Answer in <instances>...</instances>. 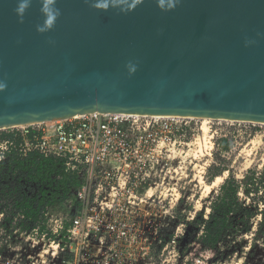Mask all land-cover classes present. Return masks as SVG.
Returning a JSON list of instances; mask_svg holds the SVG:
<instances>
[{"label":"water","instance_id":"water-1","mask_svg":"<svg viewBox=\"0 0 264 264\" xmlns=\"http://www.w3.org/2000/svg\"><path fill=\"white\" fill-rule=\"evenodd\" d=\"M0 0V131L88 113L264 125V0Z\"/></svg>","mask_w":264,"mask_h":264},{"label":"built area","instance_id":"built-area-1","mask_svg":"<svg viewBox=\"0 0 264 264\" xmlns=\"http://www.w3.org/2000/svg\"><path fill=\"white\" fill-rule=\"evenodd\" d=\"M192 120L88 113L19 127L27 150L62 161L81 181L72 191L73 215L49 211L47 230L31 234L46 242L53 264H150L158 233L156 170Z\"/></svg>","mask_w":264,"mask_h":264},{"label":"trees","instance_id":"trees-1","mask_svg":"<svg viewBox=\"0 0 264 264\" xmlns=\"http://www.w3.org/2000/svg\"><path fill=\"white\" fill-rule=\"evenodd\" d=\"M217 143L222 154L231 149L227 138ZM225 171L229 176L209 194L203 209L188 224L191 230L184 238L188 246L197 241V248L182 264L202 263L201 253L207 256L206 264H225L234 257H246L243 264H251V259L264 254V167L251 168L238 179L225 157L218 155L216 163L207 169V182L212 184ZM80 185V179L67 172L62 161L27 150L21 133L0 132V226H13L23 234L38 230L42 235L47 230L49 211L73 215L78 202L72 191ZM161 221L158 219L157 239L152 246L155 261L177 237L174 225L166 228V222ZM184 253L181 248V255Z\"/></svg>","mask_w":264,"mask_h":264},{"label":"rangeland","instance_id":"rangeland-1","mask_svg":"<svg viewBox=\"0 0 264 264\" xmlns=\"http://www.w3.org/2000/svg\"><path fill=\"white\" fill-rule=\"evenodd\" d=\"M191 119L193 120L188 122L186 131L167 146L164 159L156 170L158 179L157 186L154 187L156 206L153 214L157 215V222L158 219L166 222V228L174 225L177 237L174 238L175 244L171 242L166 246L159 261L152 260L150 264H182L187 262V254L190 255L193 250L195 252L197 241L188 246L187 239L184 238L191 230L188 224L203 209L204 200L209 194L230 174L225 171L212 184L207 182V169L216 163L218 155L225 157L228 168L238 179L243 178L251 168L262 170L264 167V125L210 120L207 124L208 133L205 134L202 130L204 121ZM47 127L50 128L51 125L44 126ZM12 131L21 133V128L11 129ZM221 138H227L231 144V149L226 154L221 153L217 143ZM218 178L221 180L217 181ZM40 237L23 234L13 226L7 229L2 224L0 264H53L52 251L47 253L49 247ZM181 248L185 250L182 255ZM201 254V264H206L207 256ZM245 258L234 257L225 264H243ZM250 263L264 264V254L251 259Z\"/></svg>","mask_w":264,"mask_h":264},{"label":"clouds","instance_id":"clouds-1","mask_svg":"<svg viewBox=\"0 0 264 264\" xmlns=\"http://www.w3.org/2000/svg\"><path fill=\"white\" fill-rule=\"evenodd\" d=\"M163 2L164 0H161V3ZM54 3L55 0H45L43 11L46 13V21L43 27H39L37 29L38 31L40 32L48 31L53 27L56 18L60 14L58 9H52L49 7V5H53ZM29 4H30V0H20L17 8L15 9V12L17 16L20 18L21 22L23 20L24 13L28 8ZM0 87H3V85L0 84Z\"/></svg>","mask_w":264,"mask_h":264},{"label":"bare ground","instance_id":"bare-ground-1","mask_svg":"<svg viewBox=\"0 0 264 264\" xmlns=\"http://www.w3.org/2000/svg\"><path fill=\"white\" fill-rule=\"evenodd\" d=\"M78 116H80V115H78ZM191 118H194V117H191ZM196 119H200V120L204 121V124H203V128H202V130H203V132H204L205 134H207V133H208V126H207V124H208V122H209L211 119L206 118V117H204V118H196ZM218 120H220V121H224V119H218ZM219 180H221V178H218V179H217V181H219ZM217 183H218V182H217Z\"/></svg>","mask_w":264,"mask_h":264}]
</instances>
